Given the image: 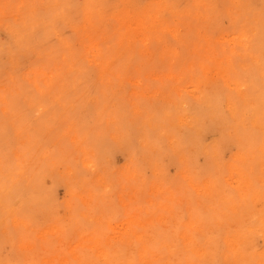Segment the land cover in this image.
I'll use <instances>...</instances> for the list:
<instances>
[{
    "label": "rangeland",
    "instance_id": "1",
    "mask_svg": "<svg viewBox=\"0 0 264 264\" xmlns=\"http://www.w3.org/2000/svg\"><path fill=\"white\" fill-rule=\"evenodd\" d=\"M92 1H94L95 4L92 5L94 12L92 18H90L89 11H91V9L86 8V5ZM0 2L6 3L8 0H6V2L3 0ZM64 2V20L62 18L61 22L60 20L56 22L55 27H57V29L55 28V33L52 32L53 34L44 38L40 37L35 44L33 43L35 47L33 44V47L27 49L12 46L13 44L10 43L11 38H9L10 35L7 34L6 36V25L4 23L0 24V46L2 45L5 48L9 46L10 43L11 48L15 51V53H10L4 50V48H1L2 51L0 50V90L4 91L7 89V85L10 81L14 80V87L19 89L18 86L20 85L21 91L24 93V99L22 98V102L20 101V103L24 104L17 107L14 116L15 119L13 118L12 120L15 124V127L13 126L14 129L9 126L7 121V123L5 122V117L0 114V131L5 130L3 133L1 132L2 134L0 133V136H2L0 140L5 137V141L4 139L0 141V159L4 167L10 168L11 164H14V168L17 169L19 162H17L14 153L18 151L23 155L20 163L24 165L25 169L28 171L32 166H41L43 163L46 164L44 167L48 169V172L55 170L57 173L62 174L56 177L48 176L45 182L46 186L51 188V201L47 207L34 210V212H32L33 220L24 223V227L32 232L31 236L33 240L39 245L35 257H40L39 259L42 260L43 264H52L54 261L59 262L60 260L54 259V261H52L51 258L55 257L49 256L57 251L59 256L65 257L68 262H61V264H69L73 262L75 253L79 254L84 251V249H87L88 246H94L92 241L93 236L96 235L94 232H102V237L104 238L102 241L106 244H121V242H119V236L126 233L132 223L134 229L145 231V233L143 232L144 241L156 244L154 250L157 255V253H160L159 247L162 248L163 244L166 242H171L175 245L180 244L178 230L180 231L184 229L183 227H186L185 225L189 223L190 215L193 212L194 219L198 218V220L195 219V221L203 222L205 220L204 222L210 225L205 224L204 229L206 230H202L204 235L200 236L199 239L201 242L204 238L207 239V237H209L210 242L212 241L209 244V251H215V256L219 253L218 256L215 257V259H217H214L213 264L214 262H216L215 264H230L226 261L218 260L221 258V253L226 251V247L223 241L221 242V238L223 235H227L226 233L228 231L235 230L238 232L236 229H233L236 228L237 225L233 224L231 225L232 227H230L226 224V221L228 224H230V222L232 223V216L235 215L232 213L233 209H226L225 205L221 204V199L219 200L220 202L218 201L217 194L223 192V196L226 197L225 199L235 194L234 191H232V187L234 188L236 184L235 180L238 177L234 179L230 177H232L231 175L234 169H236L235 171L239 169L236 167L237 165L243 166L240 164L241 161H239L243 151H250L249 148H246L248 145L255 148L263 146L264 141L263 137L260 136L262 133L259 127H254L251 123V118H247L249 122L246 123V126L253 137L250 142L247 140L243 141L245 145H240V143L237 142L235 124L238 121L233 119L231 107L230 105L228 106V97H225V95L229 96L230 92L227 89H223L222 91H224V94L219 101L220 110L215 111H218L221 116V112L224 109L223 116L229 118V120L226 121V125H229L231 131L234 132L232 133L230 131L228 134L229 138L226 137L227 126H225V123L223 124L224 117H212L209 115V110L207 108L203 109V107H205L203 106L205 102L204 97L200 98L203 103L198 101V97L201 96L200 92L204 90L205 87L201 85L199 89L194 90L195 88L192 81L194 76H196V72H199L197 71L199 67H204L209 63V60L220 57L222 54L220 49L222 50L223 47L220 42L227 41L225 43V46L227 45L226 48H232V46L235 45L233 38L243 33V30H247L249 33L254 30L251 34L258 33L259 27L262 28V25L256 16L254 17V22L251 24L246 23L245 27L243 26L245 22H243L242 19L250 10L255 14L259 12L264 13V0H65ZM36 6L40 12L41 10H39V7L41 8L42 4L39 3ZM33 7H35V4ZM16 8L14 4V10ZM24 8H26L25 5ZM15 14L19 15V12H14V16L8 15L4 16V18L10 19L16 17ZM155 14H158L159 17H163V19L166 20V24L157 29L158 32H146L148 34H145L144 30L136 29V20L144 19V17L151 20ZM128 21L135 27H129L127 24ZM149 25L152 24L149 23ZM251 28L253 30H251ZM149 34L150 37H147ZM261 34H263V30ZM120 37H123L122 39L124 40L125 47L123 46V52H117L119 48L116 42L119 43ZM46 38H48V41H46ZM61 40H65V42L69 43V46L65 47L66 49L70 48L69 52L72 50L80 54L85 53L91 65H89L88 62L82 61L81 68L84 72L83 78H80L78 73L72 74L65 71V77L62 79L63 81L56 80L55 82L59 83L55 90L49 95V98L47 97L44 99L41 98L42 95H40L38 90H47L45 92L47 93L49 89H45V87L48 85V82L53 79L51 75L55 74L56 76L62 69H59V67H45L44 69L36 64H32L39 59V56L42 55L43 51L46 49H48V51L50 49L53 51L55 50V54L59 51L57 53L58 55L55 57L58 59L59 56L63 54V52L60 51ZM44 41L46 42L45 44ZM258 44V46L262 48V52H264V40L261 39ZM36 45L40 48L38 46L36 47ZM98 49L101 50L98 51ZM105 49L110 50V55L113 56L111 60L113 62L107 64L109 65L108 68L103 67L101 64V55ZM31 50H33V52ZM257 50V47H255V53L258 52ZM240 54H244V51L240 50ZM52 55L54 54L50 56ZM242 59V56H238L235 58V61L238 65L244 64L245 61ZM62 61L63 60H61V62ZM79 63H81V60ZM103 69H106V71H104V75L102 76ZM237 69L241 79L249 83L251 79L253 81L258 80L259 82V76L257 74H253L246 69H243L246 73L240 68ZM201 73L203 72L201 71ZM211 73L213 72H210V74L209 72L203 73V76L206 78L214 77L215 73H213V76ZM35 76L43 78L44 83L41 84V87L36 86L37 79L34 78ZM80 82L81 84H79ZM72 87H75L76 91L72 92ZM75 92L76 94L74 95ZM87 93H91L92 95H86ZM103 93H107L108 100L106 103H112L111 100L113 96L117 100L113 101V106L109 109L110 114L108 113L100 117V111L94 109L95 107H93L89 99L97 97L99 100L105 97ZM170 93L173 94V100L172 98L169 99ZM26 94L28 96L30 95L28 99L25 97L27 96ZM58 96L62 104H72H70L69 107L70 111L65 115L67 119L63 117L60 118L63 107L60 102L59 104L61 106L58 102L55 103L56 99L58 100ZM30 97L33 99L38 97L36 100L38 105L39 103L41 104L42 100L44 110L46 108L48 111L52 108L50 113L46 116L47 121L45 120L43 125H41L43 127H39V125L35 124L40 116L42 118L43 115L42 112L38 110L39 108L35 110L29 108L28 101L29 99L33 100ZM176 100H178V103ZM136 103L140 105L141 113L136 112L134 107ZM186 104H189L187 107L189 111L186 109ZM56 105H58L57 108H55ZM85 105H87L86 108H84ZM177 105H179V107ZM201 105L203 107H200ZM176 107L179 108V110L176 111ZM190 107L193 108V110H190ZM26 109V115H24ZM114 110H118L121 114L116 120H114L113 117ZM188 112L190 113L188 114ZM197 112H200L201 115H203L202 113H206L205 123L204 121L202 122V118L200 119V122H202V131L200 134L201 136L199 135V141L200 143L202 142L201 144L203 146L199 144L197 140L196 143L195 141L193 142V140H195L194 133H186L191 130L193 131L194 128L191 124V117L196 116ZM52 113H54V115ZM152 114H154L153 120L157 128L149 130L147 126H142V122L148 121L149 118L153 116ZM158 116L159 118L157 119ZM210 118L213 119V122ZM119 121L123 125L120 126ZM214 122H216V124H214ZM208 123L212 126L213 132L209 130L211 127ZM171 124L173 125L172 127ZM100 125L101 127L98 129L97 126L99 127ZM37 126L39 128L33 131ZM214 126L216 128H213ZM222 126L225 127L223 128ZM232 127L234 129H232ZM217 128L221 130H217ZM16 129L18 131H26L27 129L31 131L36 138H34L35 148L29 149L24 147L26 137L24 136L18 139ZM118 129H120L122 133H127L129 136V140L125 145H122L120 136H118ZM46 130L48 133L45 132ZM145 130L149 132L148 139L150 142L148 141V146L141 147L139 143L140 140H143L142 137ZM13 131H15V133ZM162 131L165 132L162 133ZM223 132H225L224 136H222L224 134ZM132 133H135L134 135L136 136ZM183 133L184 136L182 135ZM206 133H208L207 136ZM218 133L223 134L220 136ZM188 134H190V136ZM76 136L78 140L87 142V149L84 152L86 153L87 150H92L93 154L91 152L92 155L89 154L86 161L83 160L86 158L84 157L81 163L78 164L77 170H74L72 164L80 160V147L77 145ZM133 138L135 139V143L138 142L136 145L133 143ZM187 139L190 140L189 143ZM227 139L231 140L226 142ZM17 141H21V143ZM234 142L238 145L235 146ZM160 143L163 145V148ZM185 144L190 145H188V147L187 145L185 146ZM198 144L202 146L200 152L197 148L201 146L198 147ZM222 144L226 145L228 148L231 146V148H229L230 151L227 150V147L226 149L224 148L225 150L222 149L224 147H222ZM214 145H216L215 147H217V150L214 148ZM7 146L10 149H8ZM193 147L195 148L193 149ZM211 147L214 149L212 148V150ZM6 148L8 149L7 151H5ZM154 148H156L155 151ZM170 148L172 150H170ZM175 148H177L176 152ZM164 149L168 152H165ZM196 149L197 151L195 152ZM241 149L242 152L240 151ZM10 150H12V152ZM220 150L224 151L221 152ZM141 151H144L143 154ZM169 151L170 154H168ZM261 154L262 153H260V155ZM44 155L45 157H49V160L47 159L46 162H43L45 161L43 160L45 158ZM168 155H172L173 157L170 158ZM239 155L241 156L238 157ZM205 157L208 162L205 160ZM208 165L209 168L207 167ZM218 167L220 168L218 169ZM203 168L210 174H208L207 171L205 173ZM70 169L72 172L69 171ZM76 171L79 173H75ZM249 172L248 170L247 173ZM259 172L260 169L256 167V172L253 174L250 173L252 174L251 182H253L254 188L251 185L249 191L251 193H259V197L251 205L250 209L252 212H259L264 209V180L261 176V172ZM258 174L259 176L256 177ZM68 176L72 179L70 180ZM189 176L197 185L189 186ZM213 180L216 182L214 183ZM86 181H91V183L86 185ZM210 182L216 184L217 193L214 191L212 194H209L208 184L211 185ZM70 192H73L74 195V198L71 200L68 198ZM246 193L247 190H245L244 196ZM93 196H96V199L91 203ZM20 204L21 201L17 200L12 206L13 208H18ZM208 205L210 206L208 207ZM217 206H219V208H217ZM255 207L256 209L254 210ZM212 208H214V210ZM223 212L224 214H222ZM221 214L222 218H220ZM212 217H215V219ZM137 219L140 220L137 221ZM220 219L225 224L220 222ZM0 220L3 221L5 218L0 217ZM164 222L167 223L165 224ZM151 223L152 225H150ZM220 223L223 224L222 226L225 228L224 231ZM97 225L99 227H96ZM152 226L153 230L151 228ZM216 226L223 229L220 228L218 231ZM189 228H191V225ZM212 228L216 233H212ZM3 229L6 231L3 232ZM0 230V262L1 264H9V262L14 264V259L19 260V257L24 256L22 252L25 248L19 246L14 239L17 235L14 232L11 221H9L6 228H2L0 223ZM189 231L192 232L191 230ZM194 233L199 235L200 232L197 233L194 231ZM217 233H219V237L223 235L219 238L217 237ZM3 235L5 236L3 237ZM158 238H162V240ZM145 239L152 240L149 241ZM216 240L222 245L216 242ZM214 245H216V247H214ZM244 246L247 251H261L264 249V240L261 235L257 234L253 236L251 240L249 238ZM252 246L253 248H251ZM28 248L29 246L26 247V249ZM51 250L55 251L50 253ZM61 252L64 254H61ZM1 254L3 258H1ZM35 257L34 259H36ZM192 261H196L195 257ZM228 261H231V259Z\"/></svg>",
    "mask_w": 264,
    "mask_h": 264
},
{
    "label": "bare ground",
    "instance_id": "2",
    "mask_svg": "<svg viewBox=\"0 0 264 264\" xmlns=\"http://www.w3.org/2000/svg\"><path fill=\"white\" fill-rule=\"evenodd\" d=\"M0 1H2V0H0ZM3 1L6 2V0H3ZM64 1L65 0H8V2H6V3L0 2V24L4 23L6 25V29H7V30H5L7 32L6 36H7V34L10 35V37L9 36L8 37L11 38V42L10 43L13 44L12 46L19 47V48L22 47V48H26L27 49V48L33 47L32 44L33 43L35 44V42L40 37L44 38V37H46L48 35L53 34L52 32L55 33L54 30H55V28L57 29V27H55L56 22L58 20H60V22H61L62 18L64 20V3H65ZM39 3L42 4V7L41 8L39 7V10H41L40 12L38 11V7L36 6ZM14 4L17 7L15 10H14ZM34 4H35V7H33ZM93 4H95L94 1H92L91 3H88L86 5V8L91 9V11H89L90 12V18H92V14L94 12L93 11L94 8L92 6ZM24 5H25L26 8H24ZM248 9H250V8H248ZM14 12H19V15L15 14L16 17H13V18H10V19L4 18V16H8V15L9 16H14ZM89 12H88V16H89ZM255 16H256V18L259 19L260 24L262 25V28L259 27L258 33L257 34H255V33L251 34V32L254 31L252 28H251V30H253V31H251L250 33L247 30H243V33H241V34H239V35H237V36H235L233 38V40L235 41L234 42L235 45L232 46V48L231 47L230 48H226L227 45L225 46V43L227 41L220 42V43H222L221 46H223L222 50L220 49V51L222 52L221 55L219 54L220 57H216V58H213V60H209V63L207 65H205L204 67L201 66L202 68L199 67L197 69V71H199V72H196V76H194L193 81H192L193 82L192 84H193V86L195 88L194 90L199 89L201 87V85L205 87V89L200 92L201 96L198 97V101L203 103V101L200 98L204 97V101L205 102H204L203 106H205V107H203L202 105L200 107H203V109L207 108L209 110V115L212 116V117L213 116H215V117L220 116L219 112L215 111V110H220L219 101H220V99L222 98V96L224 94L223 93L224 91H222V90L223 89L224 90L225 89L229 90V92H230V94L228 93L229 96L225 95V97H228L227 98V100L229 102L228 106L230 105V107H231V112H232L231 115L233 116V119L238 121L235 124V129H236V131H235L236 133L235 134H236V137H237L236 140H237V142L240 143V145L243 144V141H245V140L250 142L252 137H253L251 135L248 127L246 126L247 125L246 123L249 122V119L247 120V118H251V123L253 124L254 127H259L260 132L262 133V135L260 134V136L263 137V141H264V122H263V120H264V52H262V48H260L258 46L259 45L258 44L259 41L261 39L264 40V13H260L259 12V13L255 14L252 10H250L247 14L244 15L242 21L245 22V24L243 25L245 27L246 23L251 24V23L254 22V17ZM148 17H151V16H148ZM149 23L152 24V25H149ZM127 24L129 25V27H135L136 26V29H142V30H144L145 34H148V33L153 32V31L154 32H158L157 29L159 27H161L162 25H165L166 24V20H164L163 17L162 18L159 17L158 14H155L154 17L151 20L147 19L145 17H144V19L136 20L135 26H133L132 23L129 22V21H128ZM262 30H263V34H261ZM146 32H148V33H146ZM147 37H150V34ZM122 38L123 37H120L119 43L116 42L117 45H118V48H119V51H117V52H123V49L125 47L124 40ZM46 39H47L46 41H48V38H46ZM40 41L43 42L42 40H40ZM10 43H9V46H7L5 48L1 45L0 46V50H1V48H4V50H7L10 53H12V52L15 53L13 48H11ZM45 43L46 42L44 41V44ZM107 44H108V42H107ZM37 46L38 45H36V47ZM45 46H44V48H45ZM67 46H69V43L65 42V40H61V49H60V51H62L63 54H61L58 59L55 58V57H56V55H58L57 53L59 51L55 54V52H54L55 50L53 51V50L50 49L48 51V49H46V50L43 51L42 55L39 56V59L32 64V65L36 64L39 67H42L44 69H45V67H48V68H52V67L53 68L54 67L58 68L59 67V69L60 68L62 69V71L59 74H56V76H55V74L51 75V78H53L52 80H50L49 82L47 81L48 85H46V87H45V89H49V91L47 93H45L47 90L46 91L45 90H43V91H39L38 90L40 95H42L41 98H44V99L47 98V97L49 98V95L52 94L53 90H55L56 86L59 83V82H55V81L56 80H60L62 82L63 81L62 79L65 77L64 76L65 71L66 72L68 71L69 73H72V74H77L78 73L79 77L83 78L84 72L82 71L81 64H82V61L83 62H88V56L85 55V53L80 54V53L73 52L72 50L69 52L70 48H67V49L65 48ZM34 47H35V45H34ZM255 47H257V49H258L257 50L258 52H256L257 54L254 51ZM100 50L101 49H98V51H100ZM240 50H243L244 54H240ZM31 51L33 52V50H31ZM51 54H54V55L50 56ZM238 56H242L243 57L242 60L245 61L244 64L238 65L236 63L235 58L238 57ZM112 57L113 56L110 55V50L105 49L102 52L101 64L103 65V67L108 68L109 65H107V64L113 62V61H111ZM61 60H63V61L61 62ZM80 60H81V63H79ZM88 64H89V62H88ZM89 65H91V64H89ZM237 68H240L242 70L246 69L247 71L249 70L253 74H257L259 76V82H258V80L253 81L251 79V81L249 83L248 81H246L244 79H241L239 77L240 73H239ZM104 71H106V69L102 70V76L104 75ZM201 71L203 73L209 72V74H210V72H213V73H215V76L206 78V77L203 76V73H201ZM243 72L246 73L244 70H243ZM213 73H211L212 76L214 75ZM34 78L37 79L36 86L41 87V84L44 83L43 78L40 77V76L39 77L35 76ZM37 83H38V85H37ZM64 83H65V79H64ZM29 84H30V82H29ZM79 84H81V82ZM18 88L19 89L14 87V80H12L7 85V89H5L4 91L0 90V114L5 117L4 118L5 122L7 121L9 123V126H11V127H13V126L15 127V124H14V122L12 120H13L15 114H16L15 111H16L17 107L22 104V103H20V101L22 102V98L24 96V93H22V91H21L20 85L18 86ZM63 90H64V88H63ZM74 91H76L75 87L73 88L72 92H74ZM101 93H102V90H101ZM75 94H76V92L74 93V95ZM90 94L87 93L86 95L90 96ZM103 95L105 97H102L99 100H98L97 97L89 99L91 104L93 105V107H95L94 109L100 111L99 112V116L100 117H102L103 115H106L108 113L110 114L109 109L113 106V101L117 100L113 96L112 100H111L112 103H110V104L106 103L107 100H108L107 93H103ZM27 96H25L26 99H28L30 95L28 97ZM89 96H88V98H89ZM172 96H173V94L170 93L169 94V99H171ZM32 97H30V98H32ZM37 98L38 97H36L34 99L32 98L33 100L29 99L28 104H29V106H30L29 108L31 110H35V109L39 108L38 110L42 112V115H43L42 118L40 116V118L36 121L35 124L39 125V127H43L41 125H43L45 120L47 121L46 116H47V114L50 113V110H52V108L50 110H48V111H47L46 108L44 110V106L42 105V100H41V104L39 103V105H38L36 103ZM60 100L61 99L58 96V100L56 99L55 103L58 102V104H59ZM64 100H65V98H64ZM172 100H173V98H172ZM222 100H224V99H222ZM174 101H175V99H174ZM176 101L178 103V100H176ZM179 102H180V100H179ZM183 102H184V100H183ZM221 103H222V101H221ZM60 104L63 107V112H62V115L60 116V118L63 117L64 119H67L65 117V115L70 111L69 107H70L71 103H63L62 104L60 102ZM192 104H193V102H192ZM196 104H197V102H196ZM179 105H180V103H179ZM179 105H177V106L179 107ZM57 106L58 105H56L55 108H57ZM86 106L87 105H85L84 108H86ZM173 106H174V104H173ZM188 106H189V104L188 105L186 104V109H187ZM22 107H25V106H22ZM134 107H135V110H136L137 113H141L140 112L141 111L140 110V105L138 103H136V106L134 105ZM88 109H90V108H88ZM194 109H196V108H194ZM177 110H179V108L176 107V111ZM190 110H193V108H191ZM223 110H222V112H221L222 114H221V116L219 118H223L224 117L223 116ZM26 111H27V109L24 111L25 112L24 115H26ZM184 112H187V111H184ZM200 112H201V110H200ZM200 112H197L196 116H192L191 117V124L193 125V128H194L193 131L191 130L190 132H186V133H191V132L194 133L195 140H193V142L195 141V143H196V140H197V142L199 144L202 143V142L200 143V141H199V135L201 134V131H202L201 130L202 129V122L204 120H206L205 119L206 118V113H202L204 115V117H203V115H201ZM164 113H166V112H164ZM168 113H170V112H168ZM189 113L190 112H188V114ZM52 114L54 115V113H52ZM120 115L121 114H120V112L118 110H114L113 111L114 120H116L118 117H120ZM152 115L153 116L150 115L151 117L149 118L148 121L142 122L143 123L142 126H147L149 130H151V129L153 130V128H157V126L154 124V120H153L154 119V114H152ZM200 115H201V117H200ZM47 118H50V117H47ZM158 118H159V116L157 117V119ZM201 118H202V122H200ZM110 120H112V119H110ZM145 120H147V119H145ZM211 120L213 122V119H211ZM228 120H229V118H227V117L223 118V124L225 123V126H227L226 127L227 128L226 137L229 138L228 134L231 131V127L229 125H226V121H228ZM122 121H123V119H122ZM173 123H174V121H173ZM204 123H205V121H204ZM204 123H203V125H204ZM119 124H120V126L123 125L120 121H119ZM214 124H216V122H214ZM219 124H220V122H219ZM248 124H250V123H248ZM208 125H209V123H208ZM34 126H36V125H34ZM160 126H162V125H160ZM172 126L173 125L171 124V127ZM177 126H178V124H177ZM180 126H183V125H180ZM14 127H13V129H14ZM39 127L37 126V128H34L33 131H35ZM88 127H90V126H88ZM100 127H101V125L99 127L97 126L98 129ZM210 127H211V129H209V130H212V132H213L212 126H210ZM131 128H132V126H131ZM186 128H187V126H186ZM213 128H216V127L214 126ZM220 128H221V126H220ZM220 128H217V130H219ZM8 129H9V127H8ZM17 129H20V128H17ZM17 129H16V134H17V138L18 139L22 138L24 136L26 137V142L23 141V142H25V146L24 147L29 148V149L35 148V139L36 138L33 136L31 131H29L28 129L26 131H18ZM178 129H180V128H178ZM232 129H234V128L232 127ZM135 130H137V129H135ZM4 131H0V133L1 132L3 133ZM13 132L15 133V131H13ZM45 132L48 133L47 130ZM163 132H165V131H162V133ZM209 132H211V131H209ZM208 133H206V136H207ZM223 133H221V134H223L222 136L225 135V132H223ZM168 134H166V135H168ZM218 134H220V133H218ZM221 134H220V136H221ZM161 135H163V134H161ZM172 135H171V137H172ZM182 135L184 136V133ZM188 135L190 136V134H188ZM209 135H210V133H209ZM118 136H120V140L122 142V145H125L126 142L129 140L128 134L127 133H122L120 131V129H118ZM134 136H136V135H134ZM231 136H230V138H231ZM0 137H2V136H0ZM7 137H8V135H7ZM142 138H143V140H140V143H139L141 145V147L142 146H144V147L148 146L149 145L148 141L150 142V140L148 139L149 138L148 130L144 131V135H143ZM158 138H156V139H158ZM2 139H4V141H5V137H3ZM174 139H177V138H174ZM228 140H231V139H227L226 142H228ZM189 141L190 140H188L187 142L189 143ZM8 142H10V141H8ZM17 142L21 143V141H17ZM76 142H77L78 147H80V151H79L80 160L78 162H74L72 164L74 170H77L78 164L81 163V160L84 157H86V158H84L83 160L86 161L87 160V156L89 154L90 155L93 154L92 150H87L86 153L84 152L87 149L86 148V145H87L86 141H80V140H78V137L76 136ZM185 142H186V140H185ZM11 143H13V142H11ZM11 143H9V144H11ZM133 143H135V139H134ZM136 143H138V142H136ZM136 143H135V145H136ZM211 143H213V142H211ZM234 144H235V146L238 145V144H236V142H234ZM16 145H17V143H16ZM160 145H161V143H160ZM186 145L188 146L190 144H185V146ZM201 145H199L198 147H200ZM216 145H217V143H216ZM216 145H214L215 149L217 148V147H215ZM243 145H245V144H243ZM162 146L163 145H161V147ZM191 146H192V144H191ZM193 146H194V144H193ZM202 146L200 148H197V149H199V152L201 151ZM222 147H223L222 149H224V148L226 149L227 146L222 144ZM7 148H8V146H7ZM7 148L5 149V151L10 149V148H8V149ZM167 148H168V146H167ZM171 148H174V147H171ZM171 148H170V150H172ZM194 148L195 147H193V149ZM212 148L213 147H211V149ZM229 148H231V146ZM229 148L227 147V150H229ZM237 148H241V147H237ZM246 148L247 149L249 148L250 151L249 152H247V151L244 152L243 151L242 157H241V159H239V161L242 162V163L240 162V164H242L243 166L237 165L236 167L239 168V169H237V171H235L236 169H234L233 172H232V175H231L232 177H230L231 179H234L235 177H238L235 180L236 184H235L234 188L232 187V189H233L232 191H234L235 194L233 196H231V197H227V199H225L226 197L223 196V192H219L217 194L218 201L221 199V204L222 205L224 204L226 209H229V210L233 209V211H234V212L232 211V213H234V215H235V216H232L233 217L232 223L230 222V224H228L227 221H226V224L229 225L230 227H232L231 225L236 224L237 225L236 228H233V229H236L238 231V232H236L235 230L228 231V232L226 231L227 235H223V234H222L223 236L221 235L222 236L221 242L223 241V243H224V245L226 247V251H223L221 253V258L222 259L220 258L218 260L226 261V262H228L230 264H264V249L261 250V251H259V250L258 251H254V250L247 251L245 246H244V244L249 240V238L251 240V238L253 236L257 235V234L261 235L263 240H264V209H262L259 212L258 211H253V212L251 211V209H250L251 205L259 197V193L258 192L251 193L249 191L250 186L254 185V184H252L253 182H251V176H252L253 173L256 172V167H258L260 169V172L262 174L261 176H262V178L264 180V143H263V146H260V147H257V148L250 147L249 145ZM136 149H137V147H136ZM155 149L156 148H154V151H155ZM176 149L177 148H175V152H176ZM197 149L195 150V152L197 151ZM242 149L240 150L241 152H242ZM224 150H222V151H224ZM232 150H233V148H232ZM10 151L12 152V150H10ZM91 152H92V154H91ZM141 152L143 154L144 151H141ZM165 152H168V151L165 150ZM180 152L182 153L181 149H180ZM260 153H262L261 155H263V156H261ZM168 154H170V151H169ZM199 154H201V153H199ZM165 155H166V153H165ZM172 155L171 156L168 155V156L170 158H172L173 157ZM14 156L17 159V162H19V165L17 166V169L14 168V164H11L10 168L4 167L3 163H2V160L0 159V217H4L5 218V220H3V221L0 220L1 227L2 228H6L8 226L9 221H11L12 224H13L14 232L17 235V237H14V239L17 241L19 246H21L22 248H25L24 251L22 252V254H24V256L23 257H19V260L14 259V264H43L42 260L39 259L40 257H37V256L35 257V254L38 251L39 245H37L38 243H36L33 240L32 236H31L32 232H30L27 228L24 227V223L29 221V220H33L32 212H34V210H39V209H42L44 207H47L49 202L51 201V197H52L51 196V191H50L51 188L46 186V182H45V180L48 178V176L49 177H56V176H59V175L61 176L62 174L57 173L55 170H51L50 172H48V169H46L44 167L46 164H43V163L41 164V166H35V167L32 166V168L28 171L27 169H25L24 165H22L20 163L21 158H22L23 155H21L18 151H16L14 153ZM174 156H176V155H174ZM240 156L241 155H239L238 157H240ZM44 157H45V155H44ZM233 157H235V156H233ZM2 158H3V156H2ZM47 159L49 160V157H45L43 159L45 161H43V162H46ZM191 159H193V158H191ZM205 160L207 161V158ZM187 163H189V162H187ZM156 165H157V163H156ZM206 165H207V163H206ZM142 166H143V164H142ZM94 167H95V165H94ZM203 167H204V165H203ZM207 167L209 168V165ZM244 167H246V168H244ZM219 168L220 167H218V169ZM231 169H232V167H231ZM188 170H189V168H188ZM227 170H228V168H227ZM248 170L250 171L249 173H247ZM60 171H61V169H60ZM69 171L72 172L71 169ZM162 171H163V168H162ZM204 171H205V169H204ZM206 171H205V173H206ZM75 173H79V172L76 171ZM202 173H204V172H202ZM207 173H208V171H207ZM250 173H252V174H250ZM208 174H210V173H208ZM221 174H223V173H221ZM85 176H86V174H85ZM205 176H206V174H205ZM257 176H259V174L256 175V177ZM69 178H70V180L72 179L71 177H69ZM74 178H77V177H74ZM202 178H203V175H202ZM189 180H190L189 181L190 182V184H189L190 187L197 185V184H195V181L190 178V176H189ZM91 181H86L85 184L88 185V184L91 183ZM213 181H214V183L216 182L215 180H213ZM232 182H231V184H232ZM214 183H211V185L208 184V189H209L208 192H209V194H212L214 191H216V186H215L216 184H214ZM233 184H234V182H233ZM253 188H254V186H253ZM245 190H247V193L244 196ZM260 191H261V189H260ZM217 192H218V190L216 191V193ZM199 195H202V194H199ZM83 197H85V196H83ZM209 197H212V196H209ZM68 198L70 200L72 198H74L73 192H70ZM95 199H96V196H93V199H92L91 203H93L95 201ZM194 199H196V198H194ZM17 200H20L21 204L19 205L18 208H13L12 205H13V203L15 204V202ZM209 206L210 205H208V207ZM254 206H255V204H254ZM105 207H106V205H105ZM199 207H197V208H199ZM204 207H205V205H204ZM214 208H212V209L214 210ZM217 208H219V206H217ZM255 209H256V207L254 208V210ZM207 213H208V211H207ZM214 213H216V212H214ZM216 214H218V213H216ZM222 214H224V212ZM222 214H221V216L219 215L220 218H222ZM224 217H227V216H224ZM224 217H223V220H224ZM212 218L215 219V217H212ZM195 219H194V213L192 212L191 215H190L189 223H187L185 225L186 227H183L184 229H181L180 231L178 230L180 244L175 245V244H173L171 242H169V243L166 242L164 244L162 243L163 247L162 248L159 247L160 248V253L159 254L157 253V255L155 254L156 251L154 250L156 244H154V243L151 244V243H147L148 241L147 242L144 241L143 232L145 233V231H138V230L134 229V226L132 225L133 223L131 224V226L129 227V229L127 230L126 233H124L122 236H119V239H120L119 242H121V244H118V243H107L106 244L104 241H102L104 239L102 237L103 236L102 232H97V233L94 232V234H96L92 238L94 246L93 247H91V246L89 247L88 246L87 249H84V251H82L79 254L75 253L73 262H71L69 264H141V263L142 264H213V261H214L215 257H217L218 254H219L218 253L219 250L216 248L218 250L217 251L218 254L216 253L217 254L216 256H215V251H211V252L209 251L210 250L209 244L212 242V241L210 242L209 237H207V239L204 238L200 242V239H199L200 236L204 235V232L202 233V230H206V229H204L206 222H204L205 220L203 222L202 221H195ZM139 220L137 219V221H139ZM149 220H151V219H149ZM196 220H198V218ZM217 220H214V221H217ZM94 222H97V221H94ZM220 222L223 223V221L221 219H220ZM152 223L150 225H152ZM222 223H220L221 227H223L222 225L225 224V223H223V224ZM190 225H191V228H189ZM206 225H209V223L206 224ZM218 226H220V225H218ZM218 226H216V228H218V231H219V229L221 227H218ZM96 227H99V226L97 225ZM234 227H235V225H234ZM55 228H57V227H55ZM151 228L153 230V226ZM165 228H166V226H165ZM165 228H164V230H165ZM223 228H221V229H223ZM90 229H91V227H90ZM148 229H150V228H148ZM189 230H191L192 232H190ZM211 230H212V233L215 232V231H213V228ZM224 230H225V228L223 229V231ZM5 231L3 229V232H5ZM194 231L197 232V233L200 232L201 235H200V233H199V235H196L194 233ZM0 232H1V230H0ZM57 232H59V231H57ZM149 232H150V230H149ZM223 233H225V232H223ZM92 234H90V235H92ZM147 234H149V233H147ZM152 234H153V231H152ZM218 234L219 233H217V235ZM161 235H162V233H161ZM4 236L5 235H3V237ZM217 237H219V235ZM9 238H11V237H9ZM162 238L164 240H166L164 237H162ZM162 238L161 239L158 238V239L162 240ZM145 240H149V239H145ZM151 240H149V241H151ZM160 240H159V242H160ZM216 242H219V241L216 240ZM216 242H215V244H216ZM27 246H29L28 249H26ZM160 246H162V245H160ZM214 247H216V245H214ZM251 248H253V246ZM249 250H250V248H249ZM53 251H55V250H51L50 253H52ZM61 254H64V253L61 252ZM49 256L55 257V258H51L52 261H54V259H60L59 262L54 261L52 264H61V262L68 263L67 259L65 257L61 256V255L59 256V253L57 251L52 253ZM34 257L36 259H34ZM194 257H195L196 261H192V260H194ZM1 258H3L2 254H1ZM230 259H231V261H228ZM8 261H9V259H8ZM215 263L216 262H214V264ZM0 264H1V262H0ZM9 264H11V263L9 262Z\"/></svg>",
    "mask_w": 264,
    "mask_h": 264
}]
</instances>
